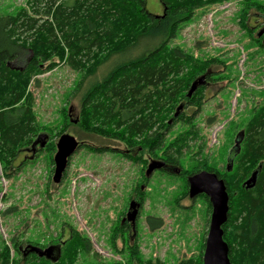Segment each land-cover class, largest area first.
I'll use <instances>...</instances> for the list:
<instances>
[{
	"label": "rangeland",
	"instance_id": "1",
	"mask_svg": "<svg viewBox=\"0 0 264 264\" xmlns=\"http://www.w3.org/2000/svg\"><path fill=\"white\" fill-rule=\"evenodd\" d=\"M247 2L264 4L229 0L196 8L170 42L195 59L213 60V65L207 71L211 80L197 87L200 107L178 102L172 115H190L189 124L171 116L168 131L161 130L163 147L150 149L140 139L126 144L75 126L83 113L80 91L88 81L100 79L107 64L95 78L84 79L81 70L63 62L31 80L27 93L32 94L36 133L31 138L44 135L47 142L34 152L21 151L6 165L0 160V252L7 249L10 260L19 264L38 262L36 255H23L27 245L42 250L59 246L60 255L75 248L73 264L201 262L211 206L203 194L189 197L181 174L206 171L203 165L225 173L238 135L263 103L264 47L253 39L264 21L255 24L250 17L254 29L247 34L240 16ZM145 5L149 14L161 15L158 0H145ZM20 9L30 12V0H0V17ZM247 12L252 16V9ZM62 134L73 136L81 147L54 184L53 156ZM179 135L187 139L175 151L171 145ZM152 161H167L175 170L154 171L146 178ZM131 201L139 206L133 230L124 220ZM148 218L156 219L153 227ZM231 233L227 230L230 238ZM84 245L87 251L80 248Z\"/></svg>",
	"mask_w": 264,
	"mask_h": 264
},
{
	"label": "trees",
	"instance_id": "2",
	"mask_svg": "<svg viewBox=\"0 0 264 264\" xmlns=\"http://www.w3.org/2000/svg\"><path fill=\"white\" fill-rule=\"evenodd\" d=\"M58 1L30 0V12L20 9L0 17L1 162L6 165L21 151L31 152L36 133L27 88L33 78L63 62L81 70L84 79L95 78L100 67L108 66L100 79L88 81L80 91L83 113L75 126L126 144L140 139L150 149L163 147L161 130L168 131L171 116L189 124L190 115H172L178 102L200 107L204 82L191 98L185 94L193 82L211 80L207 71L213 65V60L195 59L170 42L196 8L229 0H158L163 10L156 16L148 13L145 0ZM250 9L253 14L247 17ZM240 16L242 28L251 35L250 21H264V4L247 2ZM258 33L253 40L264 47V34L258 38ZM141 44V51L134 52ZM242 132L239 150L235 148L228 158L230 171L201 168L216 174L226 187L228 212L222 230L230 263L237 264L238 257L239 264H264V100ZM177 139L171 145L175 151L187 137ZM253 172L256 183L246 189L244 182ZM194 173L181 175L187 182ZM151 220L156 219L148 218L153 227ZM84 246L80 248L87 251ZM74 256L75 248L69 246L54 260L35 257L36 264H73ZM0 264L19 263L10 260L5 249ZM177 264H202V260Z\"/></svg>",
	"mask_w": 264,
	"mask_h": 264
},
{
	"label": "water",
	"instance_id": "3",
	"mask_svg": "<svg viewBox=\"0 0 264 264\" xmlns=\"http://www.w3.org/2000/svg\"><path fill=\"white\" fill-rule=\"evenodd\" d=\"M264 34V28L258 33V37ZM203 79L193 82L187 93V97H190L197 87L202 84ZM180 109V108H179ZM178 109V110H179ZM177 114V113H176ZM176 114L174 117H176ZM243 132L238 135V139L235 143L236 150H239L238 141H241ZM47 142V137L39 135L31 146V152H34L35 147L38 145L42 148ZM79 143L77 140L69 135L62 134L56 143V152L53 156L54 171L52 176V182L58 184L61 181L62 174L67 166L69 157L77 150ZM229 161V160H228ZM227 165V170H231V161ZM163 166L162 162L152 161L149 163L145 177H149L154 171L161 169ZM257 172L253 174L244 182L246 189H251L256 183ZM188 183V195L190 198H194L198 195H205L211 206V214L209 220V226L207 235L204 242V250L202 255V264H231L228 258V247L223 241V230L222 226L226 222L228 212V195L224 182L219 179L216 174L201 171L187 178ZM139 206L131 201L129 203V209L127 211L125 221L129 222L133 228L135 219L138 213ZM31 252H35L39 258L44 257L49 259L52 253V248L48 247L44 250L32 247Z\"/></svg>",
	"mask_w": 264,
	"mask_h": 264
},
{
	"label": "flooded vegetation",
	"instance_id": "4",
	"mask_svg": "<svg viewBox=\"0 0 264 264\" xmlns=\"http://www.w3.org/2000/svg\"><path fill=\"white\" fill-rule=\"evenodd\" d=\"M162 14V13H161ZM38 146V145H37ZM36 146V147H37ZM26 153H28L27 151H25ZM30 153V152H29ZM157 162H162L163 163V166L161 169L159 170H156V171H164L165 173H170V171H173L175 170L173 166H171L167 161H157ZM147 178V177H146ZM127 222V221H126ZM129 223V222H128ZM130 224V223H129ZM130 227L132 228L133 230V226L130 224ZM33 246L31 245H27L24 249V252H23V255L24 256H29V255H36L37 254L35 252H31L30 251V248H32ZM48 247H51L52 248V253L50 254L49 258L54 260L55 258H58V255H59V246H48Z\"/></svg>",
	"mask_w": 264,
	"mask_h": 264
}]
</instances>
